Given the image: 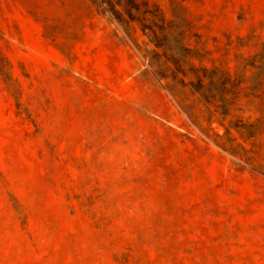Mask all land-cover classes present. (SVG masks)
<instances>
[{
    "label": "rangeland",
    "instance_id": "1",
    "mask_svg": "<svg viewBox=\"0 0 264 264\" xmlns=\"http://www.w3.org/2000/svg\"><path fill=\"white\" fill-rule=\"evenodd\" d=\"M0 264H264V0H0Z\"/></svg>",
    "mask_w": 264,
    "mask_h": 264
}]
</instances>
